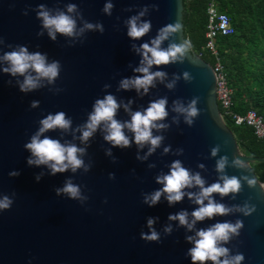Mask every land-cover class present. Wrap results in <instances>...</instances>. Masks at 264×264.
<instances>
[{
    "label": "water",
    "instance_id": "95a60500",
    "mask_svg": "<svg viewBox=\"0 0 264 264\" xmlns=\"http://www.w3.org/2000/svg\"><path fill=\"white\" fill-rule=\"evenodd\" d=\"M107 3L113 5L110 14L104 11ZM41 4L51 16L58 12L71 16L76 22L75 34L56 33L52 40L37 16ZM69 4L76 5L72 13L67 11ZM183 9V0H0V57L24 46L29 53L44 55L46 63L59 62L53 82L40 78L38 88L22 92L19 84L24 77L3 72L10 65L0 60V199L7 196L13 201L9 209L0 210V264H193L188 250L194 244L186 237L195 239L199 229L237 220L243 222L240 235L222 246L229 249L230 256L242 253L241 264H264V183L251 167L252 162H264V157L240 151L221 117L212 65L189 50L183 60L151 66L150 72L163 71L166 76L155 79L147 93L142 88L120 87L121 80L142 75L134 71L142 60L136 49L150 44L165 25L182 23ZM142 11L137 23L149 21L151 28L133 39L127 35V21ZM85 24L94 27L88 29ZM184 40L182 28L160 47ZM185 72L190 80H185ZM169 83H173L172 88L166 86ZM109 94L120 105L114 118L121 123L130 121L133 112H143L150 102L167 99L168 115L156 122L166 127L152 129L153 136L163 137L154 152L148 153V143L138 146L127 128L123 131L130 146H113L104 139L105 122L87 141H81V130L95 101ZM194 97L199 98L195 106L200 111L189 125L184 113L173 110L174 102L187 108ZM33 101L38 102L35 107ZM57 112H64L71 126L67 131L47 130L40 138L85 149L80 158L87 171L81 167L75 172L69 168L51 174L47 165L27 163L32 154L24 145L41 127L40 120ZM217 145L219 151L212 156L211 149ZM221 156L228 157L223 173L215 168ZM234 158L244 160L246 167L233 166ZM175 160L190 174L199 173L205 187L218 182L221 175L255 178L254 187L241 179V190L236 194H212L215 202L226 207L247 203L255 205V211L244 215L233 209L227 215L196 221L191 230L178 220H170L169 215L186 211L191 222L192 211L199 207L187 195L199 193L198 186L183 189L184 197L171 205L167 193L154 205L145 202V196L150 200L151 194L163 187L156 177L167 175ZM13 172L18 175H10ZM68 181L79 187L78 198L57 192ZM169 227L171 231L166 232ZM153 230L158 233V242L142 238Z\"/></svg>",
    "mask_w": 264,
    "mask_h": 264
},
{
    "label": "clouds",
    "instance_id": "9594fccd",
    "mask_svg": "<svg viewBox=\"0 0 264 264\" xmlns=\"http://www.w3.org/2000/svg\"><path fill=\"white\" fill-rule=\"evenodd\" d=\"M113 7L111 3H107L104 6V11L110 14V9ZM40 11L37 12V16L42 18V24L45 29L48 30V35L52 40L56 39V33H60L66 36H73L75 34L76 22L75 20L65 14L64 12H58L56 15H49V11L44 9V5H39ZM76 10V5L69 4L67 11L72 13ZM27 14L26 12L24 13ZM144 12H140L137 16H132L128 19V32L127 35L133 39H138L149 32L151 23L149 21H143L137 23L140 16H143ZM88 29L93 28L92 24H85ZM95 27L100 28V25ZM183 25L181 21H176L172 24H167L159 29L158 35L151 40V43H143L136 50L141 53L142 60L141 66L134 69L135 72L142 75L132 78H126L121 80L120 87L128 89L130 86L134 87L137 91L141 88L144 93H147L150 86H154V80L159 78L163 80L166 73L163 71L150 72L152 65H167L177 60H183L185 53L188 52L192 45L190 40H184L182 43H172L167 48H161L162 41L167 39L171 34L181 31ZM103 29L101 28V31ZM83 31V29H81ZM39 34V33H38ZM135 48V45L133 46ZM0 60L7 61L9 67L3 68L2 71L9 73L12 76L17 74L24 77L23 82L19 84L22 92H27L38 88L40 78H47L49 83L53 82L58 76L59 62L53 61L52 63H46V57L39 52L29 53L24 46H18V50L5 52ZM31 72L35 73V76L31 75ZM185 80H190L189 73H183ZM168 88L173 87V83L166 85ZM198 97H194L187 108L181 106L179 103L174 102V111L184 113L185 121L189 125L193 123L194 117L199 115V109L196 108ZM37 101L32 102V106L35 107ZM167 99L160 98L158 100L150 102L149 106L143 111H135L131 114L130 121H124L121 123L114 117L117 109L120 105L117 103L113 95H106L103 100H96L93 105V111L89 114L88 120L81 130L80 139L82 142L87 141L93 133L97 130L98 126L102 122L106 124L107 134L104 136L106 141L112 143L113 146L128 147L130 146V140L125 135L123 129L127 128L134 136L133 140L138 146H143L145 143L151 146L148 149V153L155 151L159 147L163 137L153 136L152 129L165 128L164 124H157V121L163 120L168 112L166 110ZM127 111V105H125ZM41 127L31 137L29 143H26L24 147L31 152V157L27 159L29 165H47L51 169V174L57 172H64L69 168L75 172L78 168L83 167L85 171L88 167L84 165L83 160L80 158L84 154L85 149L78 148L74 144H61L59 140L50 139L48 137L40 138L41 134L47 130L63 129L67 131L71 126V119L65 118L64 112H57L55 115L49 114L45 118L40 120ZM165 152L168 148L164 149ZM182 151V150H181ZM219 151V145L211 149V155L216 156ZM79 154V155H78ZM226 164H228V157L221 156L215 164L216 171L223 173ZM233 166L237 168H245L246 164L244 160L240 158H234L232 161ZM203 167V165H200ZM10 175H18L13 172ZM39 179V176H37ZM241 179L245 180L249 187H254L256 184L255 178H249L247 176L237 178L236 176L221 175L218 182H214L205 187V181L199 173L190 174L189 170L182 166L181 161L175 160L170 166L169 173L167 175L157 176L158 183H162L163 187L153 194H151L150 200L145 196V202L150 205L156 204L162 193H167V201L171 205L174 202H179L184 197L185 192L182 191L185 188H191L198 186L200 188L199 193L188 192L187 195L190 200L199 205L198 208L192 211V221L188 220V213L186 211H180L175 215H169L170 220H178L180 225H185L191 230L196 221H202L205 218H212L215 215H227L235 209L242 212L244 215H250L255 211V205L245 204L243 206H233L232 208L226 207L222 203H217L212 198L213 193H219L221 196L228 195L229 193L236 194L241 190ZM222 181V183L220 182ZM65 192L71 198H78L80 195L79 187L72 184L70 181L65 183L63 189H57V192ZM207 200V204L204 201ZM12 200L5 196L0 199V210H7L12 205ZM153 221L149 219L148 224L151 225ZM243 227V222L237 220L235 223L231 222H217L206 229H199L196 231V237H186V239L194 244L192 248L188 250V254L191 257L193 264L199 261L201 264L206 260H211L213 264H241L244 260L242 253H237L234 256L229 255V249L222 246L223 243H227L232 236H239L240 229ZM166 232H170L171 229L166 228ZM142 238L147 241H159L158 233L154 230L150 234H142ZM223 257V259H221Z\"/></svg>",
    "mask_w": 264,
    "mask_h": 264
},
{
    "label": "trees",
    "instance_id": "16d2710c",
    "mask_svg": "<svg viewBox=\"0 0 264 264\" xmlns=\"http://www.w3.org/2000/svg\"><path fill=\"white\" fill-rule=\"evenodd\" d=\"M207 0H183V35L190 40L191 51L214 64V56L205 48ZM227 13L233 33L216 37L218 58L232 90L231 110L243 114L254 109L264 119V0H217ZM218 107L225 124L234 134L238 147L248 156L264 157V141L250 126L235 125ZM258 180L264 183V162L251 163Z\"/></svg>",
    "mask_w": 264,
    "mask_h": 264
},
{
    "label": "built area",
    "instance_id": "2783aa9c",
    "mask_svg": "<svg viewBox=\"0 0 264 264\" xmlns=\"http://www.w3.org/2000/svg\"><path fill=\"white\" fill-rule=\"evenodd\" d=\"M206 14L208 21L205 31V48L215 58L212 67L216 77V100L222 106L224 115L230 118L235 125L245 124L250 126L255 136L264 141V119L256 110L249 109L245 113L240 114L232 111L230 108L232 104V90L228 86L224 67L218 58L215 45L217 36H225L233 33V27L230 25L229 16L227 13L219 10L217 0H207Z\"/></svg>",
    "mask_w": 264,
    "mask_h": 264
}]
</instances>
